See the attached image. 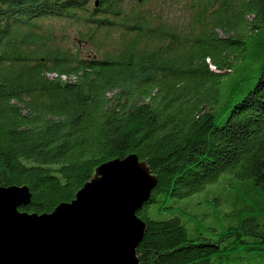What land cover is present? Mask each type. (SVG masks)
Masks as SVG:
<instances>
[{
  "label": "trees",
  "instance_id": "trees-1",
  "mask_svg": "<svg viewBox=\"0 0 264 264\" xmlns=\"http://www.w3.org/2000/svg\"><path fill=\"white\" fill-rule=\"evenodd\" d=\"M166 2L0 0V187L51 214L136 155L157 178L141 264H264V0H188L178 23ZM211 188L212 226L175 208Z\"/></svg>",
  "mask_w": 264,
  "mask_h": 264
},
{
  "label": "water",
  "instance_id": "water-1",
  "mask_svg": "<svg viewBox=\"0 0 264 264\" xmlns=\"http://www.w3.org/2000/svg\"><path fill=\"white\" fill-rule=\"evenodd\" d=\"M157 178L136 155L96 169L70 203L23 213L27 187H0V264H141L147 225L137 213Z\"/></svg>",
  "mask_w": 264,
  "mask_h": 264
},
{
  "label": "rangeland",
  "instance_id": "rangeland-1",
  "mask_svg": "<svg viewBox=\"0 0 264 264\" xmlns=\"http://www.w3.org/2000/svg\"><path fill=\"white\" fill-rule=\"evenodd\" d=\"M164 7L169 6L170 11L173 13V18L175 20V22H180L183 20H186L189 16V9H188V0H167V2L165 4H163ZM144 7H150V5H145ZM252 19V17L249 18V20ZM44 26L46 28H49L51 26H54L56 29V33L57 35H59L60 37H63V35H65V41H66V45L68 47H70L71 49H73L74 51H76L78 49L79 46V42H78V31L79 28L74 25L71 24L65 20H59V21H45L44 22ZM70 38V39H68ZM82 51L84 52V55L87 56H91V57H96V49L95 48H90V46H82L81 47ZM215 192V188H211L209 191H205L203 193L200 194H196L192 197L189 198H185L182 200H176L174 201L175 205H176V209L179 207H184L186 208V213L189 214V217L193 218L194 220H198L202 218V214H206V217L203 219H205V225H203V227H210L212 226V222H213V217L216 213L212 212L215 210V204H211L214 203L213 201V193ZM216 197H220L218 195H215ZM219 203V205H221L222 200H218L217 201ZM209 204L210 207L212 206L211 210L209 208ZM222 210L221 213H224L226 211H228V208L225 205L221 206ZM150 213L154 212V206H151V208L148 210ZM153 215V214H152ZM204 221V220H203Z\"/></svg>",
  "mask_w": 264,
  "mask_h": 264
}]
</instances>
